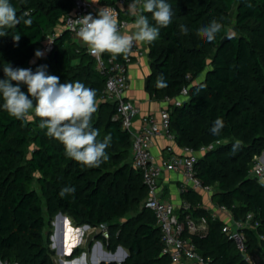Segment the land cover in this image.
<instances>
[{
  "label": "trees",
  "instance_id": "obj_1",
  "mask_svg": "<svg viewBox=\"0 0 264 264\" xmlns=\"http://www.w3.org/2000/svg\"><path fill=\"white\" fill-rule=\"evenodd\" d=\"M9 2L18 17L27 13L24 19L30 18L32 24L26 26L22 19L0 37V79L5 78V63L33 72L46 65L47 73L58 76L61 83L79 81L94 89L97 111L92 127L99 131L98 140L110 134L111 143L107 161L89 168L66 157L64 146L46 135L34 112L31 119L19 120L0 107V258L19 264H56L51 236L53 222L62 213L76 228L106 227L109 239L100 232L97 238L110 252L120 246L126 250L121 264H170L156 217L144 206L148 192L131 162L132 136L116 119L115 104L103 100L106 78L96 60L63 28L73 1ZM167 2L172 6V23L160 30L157 40L146 43L152 67L146 89L154 99L174 101L188 90L182 104L169 106L177 143L195 151L213 146L199 155L197 177L213 187V198L231 211L234 220L253 214V223L259 225L245 230L247 245L264 264V187L251 174L254 157L264 152V0ZM234 9L233 34H228ZM141 14L155 23L151 13ZM212 20L223 28L208 43L196 32ZM17 32L18 44L12 39ZM52 32L57 33L54 51L36 57ZM225 35L231 38L221 45ZM158 76H163L165 87L155 86ZM21 88L27 91L26 86ZM217 118L224 127L214 135ZM63 189L74 192L62 196ZM182 197L193 206L192 218L207 221L204 234L189 235L198 252L210 264H246L222 230L226 222L199 206L200 195L189 190Z\"/></svg>",
  "mask_w": 264,
  "mask_h": 264
},
{
  "label": "built area",
  "instance_id": "obj_2",
  "mask_svg": "<svg viewBox=\"0 0 264 264\" xmlns=\"http://www.w3.org/2000/svg\"><path fill=\"white\" fill-rule=\"evenodd\" d=\"M73 12L67 16L63 28L71 34V40L77 46L84 48L89 53L87 46L81 41L77 32L79 18L91 13L95 16L99 9L110 11L117 19L120 31L124 33L132 24L131 16L142 13L143 0H72ZM97 1V0H96ZM136 4L135 9L130 5ZM58 31V30H57ZM57 33H49L46 37L42 50L50 54L55 48ZM146 50L139 42L135 43L128 55H120L115 59L110 54L94 57L97 69L106 78L103 100L111 101L116 106V119L120 120L122 127L129 131L132 136L131 162L141 175L147 187V198L144 206L151 210L156 217L157 225L161 229L164 242L163 253L170 256V264H210L197 249V245L189 237L190 234H204L208 228L205 218L194 219L191 216L193 209L188 200L181 203V214H178L175 204L163 198L161 179L165 172H178L183 175V181L179 186L182 193L189 190L212 193L213 187L204 184L197 177L196 163L201 153L213 146L202 147L195 151L183 147V153H176L172 146L165 149V155L160 161L152 152V143L156 136H165L170 141H176L175 132L171 128L169 108L161 113L160 118L155 115H146L141 118V126L135 127L134 121L140 115L139 107L127 98L129 88V69L139 58L145 56ZM188 90L183 89L177 100L166 99L179 106L187 98ZM251 174L255 176L264 187V164L260 156L254 157ZM201 206V205H199ZM232 214L225 205H218L213 212V218L222 219L227 214ZM183 215V217H182ZM254 216L249 213L244 220H234L225 223L223 232L229 240L233 241L246 264H259V257L249 250L245 230L256 228L258 221L253 223ZM86 227V226H85ZM83 227V228H85ZM105 239H109L106 227L99 229ZM0 264H19L0 258Z\"/></svg>",
  "mask_w": 264,
  "mask_h": 264
},
{
  "label": "clouds",
  "instance_id": "obj_3",
  "mask_svg": "<svg viewBox=\"0 0 264 264\" xmlns=\"http://www.w3.org/2000/svg\"><path fill=\"white\" fill-rule=\"evenodd\" d=\"M143 12L151 13L148 17L140 14L134 23L132 33L120 31L116 17L107 9L101 8L93 16L91 13L79 18L77 35L87 46L89 54L99 57L105 53L113 59L120 55H128L137 42L151 44L158 39L160 30L172 23V6L167 0H143ZM135 9L136 4L130 5ZM27 13L18 17L16 9L9 0H0V37L8 35L5 29L15 28L23 19L26 26L32 20L24 19ZM223 28L222 23L212 20L197 29V36L208 43L216 40ZM183 34L188 33L186 26L181 25ZM229 39L231 36L228 37ZM14 43L19 42L20 33L12 35ZM36 57H42L39 50ZM34 63V61H33ZM5 78L0 79V98L3 108L11 117L19 120L31 119V114L40 118L39 127L46 129V135L54 138L64 146L67 158L86 167H99L107 161V149L111 143V135L98 140L99 131L92 127V117L97 111L96 91L86 87L79 81L60 82V78L47 73V66L40 65L35 72L32 69L13 68L9 63L3 66ZM13 82H16L15 85ZM21 85L26 86L23 91ZM156 87H165L163 76H158ZM224 127L223 120L217 118L212 133L218 135ZM237 145H234V149ZM74 192V189H63Z\"/></svg>",
  "mask_w": 264,
  "mask_h": 264
},
{
  "label": "crops",
  "instance_id": "obj_4",
  "mask_svg": "<svg viewBox=\"0 0 264 264\" xmlns=\"http://www.w3.org/2000/svg\"><path fill=\"white\" fill-rule=\"evenodd\" d=\"M98 0H95V3H97ZM137 16H131L132 19V24L130 27L125 31L127 33H132L135 31L134 29V23L135 19ZM139 44L145 48L146 50V55L143 56L142 58H139L135 63H133L130 66L129 69V88L127 90V98L131 100L134 104H136L139 109H140V115L135 119L134 124L136 128H139L141 126V118L146 115H155L157 118H160L161 113L168 109L170 106V103L167 102L166 100H157L151 97L149 92L146 89V79L151 73V59L148 54L147 50V45L146 43H141ZM168 146H172L174 151L176 153H183V147H180L176 141H170L168 140L165 136H156L153 140L152 143V152L160 161L162 157L165 155V149ZM262 162L264 164V152L262 153L261 157ZM183 181V175L178 172H165L162 176L161 179V190L163 194V198L171 201L175 204L178 214L181 213L180 207L181 203L183 200H185L182 197V194L179 190V186L181 182ZM192 192L200 195L201 197V206L205 207L206 209L210 210L213 212V209H215L219 204L217 201L213 198V192L212 193H204V192H197L193 191ZM64 215V214H63ZM66 216V215H65ZM62 219V218H61ZM222 219L226 222L229 223L233 221L232 214H227L226 216H223ZM67 220V219H66ZM61 220L60 219H55L53 222V226H59L60 227ZM71 225V226H67ZM62 233H74L77 237H82V244L84 245L83 247H78L75 251H72V247H68L65 251H63V254L69 257V260L64 261L63 263L67 264L68 262H75V261H81L85 260L87 255H91L90 250L88 249L89 246V240L91 237H95L97 233L99 232V229H94V228H76L72 225V222H67L66 226L64 229L61 230ZM100 243L99 241L94 245V246H99ZM94 247V249L96 248ZM93 249V250H94ZM89 250V251H88ZM98 250V249H96ZM69 251V252H68ZM95 251V250H94ZM77 253L75 256L74 254ZM76 257V258H75ZM108 256H106L107 259ZM105 259V258H104ZM100 261L101 263L104 262L105 260ZM97 264V263H93Z\"/></svg>",
  "mask_w": 264,
  "mask_h": 264
},
{
  "label": "rangeland",
  "instance_id": "obj_5",
  "mask_svg": "<svg viewBox=\"0 0 264 264\" xmlns=\"http://www.w3.org/2000/svg\"><path fill=\"white\" fill-rule=\"evenodd\" d=\"M234 14H235V9H234L233 14L230 17L232 20H231V22H230V24L228 26V31H227L228 34H233V25H234V22H235V19H234L235 15ZM261 161H262V159H261ZM67 222H70V219L67 216L63 215V217L61 219L60 227L59 226H57V227L54 226V228H53V235L51 236V242H52L51 247L55 250L54 261H55L56 264H64L63 263L64 261L70 259L66 255L62 254L63 253L62 251H65L68 247L71 248L73 246L71 250L76 252V249L78 247H83L84 246L82 244V239H84L83 238L84 236L77 237L74 233H70V234L69 233H65L64 234V233L61 232V230L65 228ZM67 226H71V225H67ZM55 236L57 237V240H55ZM91 239H93V240H91V241L89 240L90 244L88 246V249L90 250L91 255L90 254L87 255L85 260H81V261H78V262L77 261H75V262L72 261V262H68L67 264H93L94 262L95 263L97 262V264H101L100 261H103L104 258H105L104 262H108L109 261L110 258L107 257V259H106V256H108V255L109 256L113 255L118 261H119V258L121 256L123 257L122 254L118 253V250L116 252H110L108 250V248H107V244L103 240H98L97 235L95 237H91ZM98 241H99L100 245L97 248L94 245ZM94 247H96V248L94 249ZM96 249H98V250H96ZM74 255L76 256L77 253H75ZM262 260L263 259L261 257H259V261H260L261 264L263 262Z\"/></svg>",
  "mask_w": 264,
  "mask_h": 264
},
{
  "label": "water",
  "instance_id": "obj_6",
  "mask_svg": "<svg viewBox=\"0 0 264 264\" xmlns=\"http://www.w3.org/2000/svg\"><path fill=\"white\" fill-rule=\"evenodd\" d=\"M229 35H225L224 37H223V39L221 40V45H224L226 42H228L229 41ZM42 53H44L43 52V50H42ZM44 54H46V53H44ZM63 217V214L62 213H60V214H58L57 215V219H60V218H62ZM89 226H86V228H88ZM118 253L119 254H122L123 255V257L121 256L120 258H119V261L113 256V255H110V259H109V261L107 262V263H111V262H119V264H121L123 261H124V259L127 257V253H126V251L124 250V248L123 247H119L118 248Z\"/></svg>",
  "mask_w": 264,
  "mask_h": 264
},
{
  "label": "bare ground",
  "instance_id": "obj_7",
  "mask_svg": "<svg viewBox=\"0 0 264 264\" xmlns=\"http://www.w3.org/2000/svg\"><path fill=\"white\" fill-rule=\"evenodd\" d=\"M60 220H61V218H60ZM55 240H57V237L55 236ZM57 245V244H56ZM99 246H97V248H98ZM63 252V251H62ZM69 252V251H68ZM63 254V253H62ZM108 258H110V256L108 255ZM97 263V262H96Z\"/></svg>",
  "mask_w": 264,
  "mask_h": 264
}]
</instances>
